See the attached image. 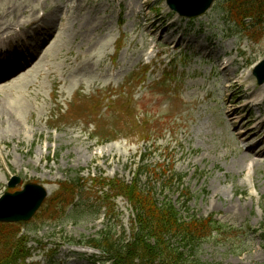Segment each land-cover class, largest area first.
<instances>
[{
    "label": "rangeland",
    "instance_id": "rangeland-1",
    "mask_svg": "<svg viewBox=\"0 0 264 264\" xmlns=\"http://www.w3.org/2000/svg\"><path fill=\"white\" fill-rule=\"evenodd\" d=\"M40 1L45 25L61 22L60 46L29 84L1 89L0 100L12 93L5 103L17 109L19 125H8L0 109V196L12 175L45 184L48 200L68 181L79 193L66 217L55 201L22 225L33 252L29 262L112 264L81 242L110 231L127 243L133 214L124 197L108 201L92 180L131 182L145 165L143 189H153L161 203L170 200L183 218L210 217L220 227L197 250L202 261L264 264V156L256 164L246 152L264 150V104L262 113L255 106L264 89L251 74L264 59V30L259 41L243 33L224 11L229 0H216L196 19L178 17L165 0H0V22L25 19ZM224 55L233 62L229 84L219 73ZM164 71L172 82L159 86ZM131 92L137 115L128 107ZM110 95L117 101L108 108ZM241 121L251 122L256 135L250 141L241 138ZM169 168L185 176L182 186H165L161 169ZM109 202L114 216H105Z\"/></svg>",
    "mask_w": 264,
    "mask_h": 264
},
{
    "label": "trees",
    "instance_id": "trees-1",
    "mask_svg": "<svg viewBox=\"0 0 264 264\" xmlns=\"http://www.w3.org/2000/svg\"><path fill=\"white\" fill-rule=\"evenodd\" d=\"M225 11L245 34L256 41L260 39L262 33L256 34V28L262 30L264 26V0H230ZM248 20L252 23L247 24ZM143 168L146 167L139 168L130 184L122 180H114L111 185L106 181L103 183L104 187L110 186L117 196H124L132 207L134 217L130 240L124 244L112 235H104L92 240V246L103 249L112 264H188L189 260H194L193 264H211L202 261L197 250L220 232L217 223L211 218L198 219L195 215L183 218L172 202L160 203L153 189L140 186L138 177ZM172 170L162 169L161 180L182 185L183 176ZM76 191L79 193L76 184L64 183L52 202L57 201V207L64 211L74 201ZM188 202L189 199L185 207ZM28 239L25 233L22 234L20 225L0 224V264H28L32 255Z\"/></svg>",
    "mask_w": 264,
    "mask_h": 264
},
{
    "label": "bare ground",
    "instance_id": "bare-ground-1",
    "mask_svg": "<svg viewBox=\"0 0 264 264\" xmlns=\"http://www.w3.org/2000/svg\"><path fill=\"white\" fill-rule=\"evenodd\" d=\"M46 1L47 0H45L44 2L46 3ZM78 1L86 2L87 0H78ZM40 3L41 1L39 2V4L35 5V7H32L27 12L26 17L23 20H18L13 23L11 22L10 24L7 22H3V23L0 22V49H2V51H5V47L16 48L17 46H20L19 45L20 35L18 31H22L23 29L33 27V34H32V37L34 38L33 43H29V39L25 38L24 40L27 43L21 45V56H18L15 59L18 70H16L13 74H11V75H15L9 80V82H11L9 87L11 88L17 86H18L17 88H19L21 84L24 82L29 84L28 81L33 74L40 75L39 74L40 66L46 60H48V58L52 56L51 54L60 46L59 43L60 35L58 33V30L60 28L61 22L59 23V25L56 24L55 26L52 27L50 25L49 26L45 25L44 27H40V25H42V20H46L45 14L43 16L39 15V11H40L39 7H42L43 9L41 10H44V6H42V4ZM45 23L46 22H44V24ZM160 36L162 37L163 35L161 34ZM43 51L44 53H40ZM10 57L12 58V55H10ZM262 88L264 89V85L262 86ZM1 89L2 88L0 87V93H2ZM22 96L23 97L21 98L22 100H24L26 97L24 95ZM9 97L10 98L13 97L12 93H8L4 97H2L4 98V100L3 99L0 100V109L1 112L4 114V116L6 117L7 124L10 125L11 127L16 128L19 125L16 121L17 109L15 107H14L15 109L12 108L8 105V103H5V100H7ZM21 107L24 106H19V109H21ZM236 111H238V109L234 110L233 115L235 114ZM231 118L236 119L235 116ZM250 123L251 122L241 121L239 123L240 125H238L240 128H242L241 138L245 142L250 141L251 138H253L256 135L254 133V129L249 128ZM246 152L251 153L253 155L252 157L253 159L251 160L256 162V164H259L261 162L256 158L264 156V150L262 151V153H257L255 151V147L248 148ZM49 191L51 192L50 189Z\"/></svg>",
    "mask_w": 264,
    "mask_h": 264
},
{
    "label": "water",
    "instance_id": "water-1",
    "mask_svg": "<svg viewBox=\"0 0 264 264\" xmlns=\"http://www.w3.org/2000/svg\"><path fill=\"white\" fill-rule=\"evenodd\" d=\"M215 0H168V4L181 16L196 17L204 14ZM255 75L260 84H264V60L255 68ZM20 181L15 178L11 186ZM48 196L46 188L40 184L29 183L22 191L6 193L0 199V222L16 223L29 221L39 210Z\"/></svg>",
    "mask_w": 264,
    "mask_h": 264
}]
</instances>
